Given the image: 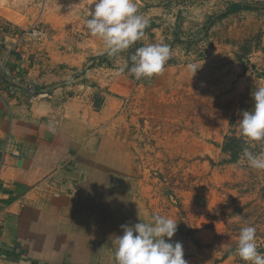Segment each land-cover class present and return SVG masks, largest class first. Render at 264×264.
<instances>
[{
  "label": "rangeland",
  "instance_id": "1",
  "mask_svg": "<svg viewBox=\"0 0 264 264\" xmlns=\"http://www.w3.org/2000/svg\"><path fill=\"white\" fill-rule=\"evenodd\" d=\"M2 2L25 7L33 3L57 24H84L83 10L77 11L80 0ZM135 3L139 14H152L143 39L124 51L130 65L135 50L149 43L168 45L171 58L156 79L129 75L136 86L107 124L116 143L106 144L98 160L104 173L95 179L99 188L87 192L91 209L108 221L106 228L113 236L123 234L120 225L148 222L157 213L175 220L177 231L171 240L182 243L193 264H216L220 257L211 250L212 242L192 237L196 225L207 227L209 214L220 219L227 249L236 250L241 227L253 226L258 250L264 254V171L248 166L243 149L249 145L238 128L242 112L254 105L251 93L264 85V0ZM231 4L250 7L209 22ZM33 25L40 27L39 22ZM191 63L201 66L193 77ZM228 76L231 87L211 91L215 81L218 86ZM227 136L242 140L235 144L237 159L221 149ZM250 150L260 153L264 142ZM111 170L135 176L130 185L112 176L123 190H109L114 180L104 174ZM225 264L244 261L234 252Z\"/></svg>",
  "mask_w": 264,
  "mask_h": 264
},
{
  "label": "crops",
  "instance_id": "2",
  "mask_svg": "<svg viewBox=\"0 0 264 264\" xmlns=\"http://www.w3.org/2000/svg\"><path fill=\"white\" fill-rule=\"evenodd\" d=\"M140 14L150 19L152 12ZM47 15L33 3L0 0V59L7 72L0 90V152L7 135L19 151L8 158L0 181L1 264H114L117 235L91 209L87 192L99 188L104 146L116 143L107 124L136 86L127 69L116 74L125 62L131 67L129 57L109 56L84 24H57ZM36 22L43 33L16 42L15 34ZM223 80L211 91L231 87L230 76ZM104 175L114 180L106 189L123 190L112 176L130 185L135 173ZM220 223L209 214L207 227L196 225L192 237L212 242L220 256L216 264H225L235 251L225 247ZM184 259L193 264V257Z\"/></svg>",
  "mask_w": 264,
  "mask_h": 264
},
{
  "label": "clouds",
  "instance_id": "3",
  "mask_svg": "<svg viewBox=\"0 0 264 264\" xmlns=\"http://www.w3.org/2000/svg\"><path fill=\"white\" fill-rule=\"evenodd\" d=\"M83 10L84 28L87 33L102 41L107 54L116 56L143 39L148 26L147 19L139 14L135 0H80ZM88 6H94V10ZM90 17V18H89ZM171 58L170 48L163 43H149L138 47L127 62L119 67L117 75L124 73L135 79H150L163 73ZM201 66L188 65L192 77ZM254 105L244 110L238 128L240 136L249 147L243 149L248 166L264 171V150L254 154L250 149L264 142V85L251 93ZM122 235L113 241L114 264H188L184 259L183 245L171 238L177 231V222L167 216L154 214L152 219L135 224L120 225ZM165 237L168 239L166 240ZM235 255L244 264H264V254L258 250L256 228L241 227Z\"/></svg>",
  "mask_w": 264,
  "mask_h": 264
},
{
  "label": "built area",
  "instance_id": "4",
  "mask_svg": "<svg viewBox=\"0 0 264 264\" xmlns=\"http://www.w3.org/2000/svg\"><path fill=\"white\" fill-rule=\"evenodd\" d=\"M43 33V30L41 27L38 25H33L28 29H24L19 31L18 33L15 34L16 42L25 40L28 36L34 35L38 36L39 34ZM7 72L5 71V61L3 58L0 59V90L2 88V84L5 81ZM19 156V151L14 148L10 137L7 135L5 138V144L3 149L0 152V181H1V176L5 170V168L8 165V158L9 157H18ZM1 205V203H0ZM0 264H1V253H0Z\"/></svg>",
  "mask_w": 264,
  "mask_h": 264
},
{
  "label": "trees",
  "instance_id": "5",
  "mask_svg": "<svg viewBox=\"0 0 264 264\" xmlns=\"http://www.w3.org/2000/svg\"><path fill=\"white\" fill-rule=\"evenodd\" d=\"M250 6L248 5H243L242 7H237L235 4H231V6L229 8H227L226 11H224L222 14L218 15V16H214L209 22L210 23H213L215 22L216 20H219L221 19L222 17H224L225 15L229 14V13H232V12H236L238 11L239 9H248ZM242 142V140L238 139V138H235V137H230V136H227L225 138V141H224V144L223 146L221 147V149L225 152H229L231 156V158H235L237 159L238 157V150H235L236 146L235 144L236 143H240ZM237 151V152H235Z\"/></svg>",
  "mask_w": 264,
  "mask_h": 264
}]
</instances>
